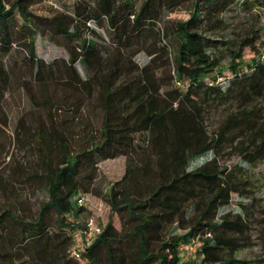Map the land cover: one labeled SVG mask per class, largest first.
<instances>
[{
  "label": "trees",
  "instance_id": "trees-1",
  "mask_svg": "<svg viewBox=\"0 0 264 264\" xmlns=\"http://www.w3.org/2000/svg\"><path fill=\"white\" fill-rule=\"evenodd\" d=\"M33 1L0 0V129L13 74L3 61L12 52L34 69L41 89L53 81L61 98L71 100L70 110L94 99L100 121L96 136L86 129L87 140L76 153L68 151L65 129H58L53 115L48 114L49 128L37 121L35 140L56 141L61 157L53 164L42 161L46 201L35 217L0 211V264H251L235 255L249 243L254 184L241 165L224 166L218 156L231 150L250 167L264 161V50L253 49L248 60L240 48L232 50L221 67L215 42L201 30L224 24L230 7L247 12L264 6V0H140L138 6L134 0H74L70 11L48 16L32 13ZM182 6L186 17L159 33L154 24L162 11ZM101 27L107 40L97 32ZM36 35L65 50L67 59L59 61L57 72V60L44 63L35 56ZM139 53L148 58L142 66L133 61ZM225 68L231 77L221 88ZM20 89L30 108L36 106L27 83ZM41 103L50 106V97L45 94ZM212 106L230 110L208 133L205 112ZM16 123L23 131V120ZM207 153L208 160L188 169ZM118 157L124 159L121 178L94 201L103 211L108 206L106 219H98L101 231L81 249L78 261L69 253L72 233L83 227L78 217L92 209L76 200L88 201L94 171L80 173ZM233 196L240 200L239 212L218 215ZM191 248L194 258L183 260L180 251Z\"/></svg>",
  "mask_w": 264,
  "mask_h": 264
},
{
  "label": "rangeland",
  "instance_id": "rangeland-1",
  "mask_svg": "<svg viewBox=\"0 0 264 264\" xmlns=\"http://www.w3.org/2000/svg\"><path fill=\"white\" fill-rule=\"evenodd\" d=\"M9 2L12 0H8ZM135 5H139L140 0H134ZM74 0H34L29 7L32 13L41 16H48L51 11H70ZM187 6H182L171 13L162 11L161 18L154 24L155 28L161 32L172 28V22L184 19L186 17ZM224 24L220 27H209L201 30V33L210 41H214L212 46L217 56L220 57L219 65L226 67L230 61L229 52L240 48L241 57L248 60L252 57L253 49L257 51L264 50V6L257 4L249 11H241L235 7H230L222 15ZM97 32L107 40L105 27L97 29ZM60 43L61 40H60ZM161 44H163L161 42ZM15 51V50H14ZM34 52L37 58L44 63H50L57 60L54 71L62 68L61 59H67V54L62 47L51 43L47 38H41L36 35L34 38ZM170 53V57H171ZM133 61L142 66L148 58L143 54H137ZM5 69L13 68V74L9 77V85L2 100L3 112L6 116L4 126L0 129V211L8 210L14 213L20 219H30L36 216L41 202L46 201V182L42 176V161L47 160L52 164L60 159L61 151L57 149L56 141L43 139L45 144L35 140L33 132H36L37 121L42 122L48 128L50 121L48 114L54 116L55 124L58 129H65L63 132L64 143H66L69 152L76 153L82 149V145L87 140L85 135L92 133L96 136L100 121V112L94 99H90L86 104L80 105L76 111L70 110L68 98H61L63 92L54 86L53 81L43 90L33 79L34 69L23 63L18 53L12 52V55L3 61ZM77 73L83 78L81 67L75 64ZM231 77L228 69L221 72V88L226 86V81ZM27 83L29 95L38 100L37 105L32 109L29 106L27 94L21 91L22 83ZM50 97L51 105L42 104V97ZM73 100V98H72ZM61 104V108L58 105ZM46 105V106H45ZM55 108L53 109V106ZM230 110L227 106H212L205 112V125L207 132L212 133L216 127L225 118ZM21 118L24 123V130L19 131L16 127V120ZM88 121V125L85 121ZM64 125L60 126V122ZM86 124V126H85ZM87 129V132H86ZM148 149V148H146ZM45 154V156H44ZM146 153H142L145 157ZM211 154H204L193 160L188 169H192L204 161L208 160ZM218 160L224 166L241 165L245 172L250 176L254 184V199L248 207V216L250 224L249 243L239 251L235 257L244 259L257 264L256 261L264 259V161L248 166L242 164L239 157L231 150H225L219 153ZM123 157L113 160L100 161L95 166H88L80 173L82 177L85 173L93 172V180L89 185L88 201L92 202L98 199L108 189L109 185L119 180L123 174ZM86 184V180H82ZM91 198V199H90ZM238 203L240 200L233 196L228 205L219 209L218 215L225 213L234 214L239 212ZM248 203V201H243ZM108 213V206L102 210L101 221L104 222ZM90 214L78 217L82 223L86 221ZM54 216H49V229H55L53 224ZM113 225L120 229L119 220L113 218ZM178 233L177 230H174ZM80 244H78L79 246ZM188 248V247H187ZM195 248L180 251L183 260L194 258Z\"/></svg>",
  "mask_w": 264,
  "mask_h": 264
},
{
  "label": "built area",
  "instance_id": "built-area-1",
  "mask_svg": "<svg viewBox=\"0 0 264 264\" xmlns=\"http://www.w3.org/2000/svg\"><path fill=\"white\" fill-rule=\"evenodd\" d=\"M76 203L78 205L88 204L90 209H92V214L86 221L83 222V227L72 233L69 253L74 257V259L80 261L81 249L87 247L101 231L102 225L98 223V219H101L102 208L100 203H93L91 200L87 201V199L83 197L77 199ZM78 244L80 245L78 246Z\"/></svg>",
  "mask_w": 264,
  "mask_h": 264
}]
</instances>
